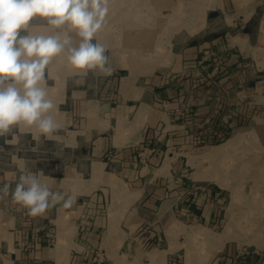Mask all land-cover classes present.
<instances>
[{
	"label": "crops",
	"instance_id": "0c3cea01",
	"mask_svg": "<svg viewBox=\"0 0 264 264\" xmlns=\"http://www.w3.org/2000/svg\"><path fill=\"white\" fill-rule=\"evenodd\" d=\"M187 2L193 7L183 10L194 13L187 16L183 30L164 40L166 54L159 52L155 63L158 50L153 43L158 39L147 28L153 22L143 15L122 22L121 4L108 0L109 13L96 40L107 48L112 74H76L64 55L47 66L45 86L57 105L55 118L61 127L51 137L35 128L0 137V188L14 187L21 174L42 173L40 178L53 191L67 192L77 201L71 209L58 204L44 216L32 217L0 193V264H93L98 250L106 264H177L178 252H184L183 264H264L256 249L241 248L249 245L245 240L237 248L229 245L233 233L243 235L246 229L235 232L232 226L230 238L224 240L214 236L222 215L215 204L205 207L199 221L191 219L184 201L169 194L162 180L154 181L153 190V179L140 174L141 150L159 146L153 163L161 171L171 150L159 144L166 141L170 147L188 135L182 119L169 118L168 113L190 88L188 119L193 125L209 122L212 118L203 117L217 107H236L247 114L264 108V0ZM202 11L204 18L198 16ZM237 20L241 32L229 33ZM110 26L117 30L105 32ZM122 26L133 28L121 31ZM31 30L48 34L50 26L35 18ZM73 39L78 43L74 34ZM205 49L213 51L208 66L201 55ZM205 68L210 74L205 86L192 84L188 72L197 77L196 71ZM182 73L187 78L176 79ZM242 130L235 129L210 151ZM41 145L60 146L61 152L32 159ZM251 229L247 231H259ZM153 235H162L164 245L147 248Z\"/></svg>",
	"mask_w": 264,
	"mask_h": 264
},
{
	"label": "rangeland",
	"instance_id": "374dc122",
	"mask_svg": "<svg viewBox=\"0 0 264 264\" xmlns=\"http://www.w3.org/2000/svg\"><path fill=\"white\" fill-rule=\"evenodd\" d=\"M109 1H116L121 4L118 16L122 22L132 19L133 15H143L153 22L147 28L151 29L153 37L158 39V42L153 43V46H157L158 50V53L154 54L153 57L154 63L160 58L159 52L162 51L164 55L166 54L167 42L164 40L183 30V23L187 22V16L190 17L194 13L189 11L190 9L187 12L183 10L186 7H193L191 3L187 2L188 0ZM258 14L261 16L262 11H258ZM198 16L204 18V11L198 13ZM229 16L231 19V17H235V13H230ZM238 22V20L235 22L232 32L229 33L241 32V25ZM132 28L122 26L120 30L125 31ZM104 30L107 33H112V31L117 30V27H105ZM222 34L225 35V32ZM212 52L205 49L201 54L206 66H208ZM223 58L220 60L222 61ZM196 72L197 77L196 75L193 77L192 71H190L188 75L182 73L176 76V79L187 78L188 76L192 84L205 86L210 75L208 68ZM126 76L127 74L122 75V77ZM192 92L193 87L185 94L177 109L168 113L169 118L182 119L183 123L180 125L184 127L185 131H188V135L184 140L171 144L170 147L166 146V141L164 144H159L165 151L168 148L171 150V153L165 156L167 158L166 165L161 171L153 163L155 149L159 146L152 144L141 150L137 160L140 174L148 179H153V182L162 180L163 187L169 194L176 195L180 201H184L186 212L193 215L191 219L199 221L200 214L205 207L211 202L215 204L222 215L214 230V236L224 240V237L230 238V234L227 233L228 230L230 231V227L235 226V232L246 229L243 235L233 233L234 238L229 245L237 248V244L240 245L241 240H245V244L249 245L240 247L243 250L248 249V251L256 249L259 257L264 261V108L258 112L254 109V112L249 111L248 114L245 110L243 111L244 114L241 113L240 108L217 107L213 109L211 114L203 117L212 118L209 122L193 125L192 121L188 119L192 118ZM254 118H258V120L251 125ZM239 128H245V130L240 131L241 134L239 135L236 134L234 139L229 140L228 143L215 147L219 149L220 153L213 158L210 157V147L224 143L226 139L231 137L234 130ZM219 134L223 135V139L218 138ZM236 136L240 137L236 138ZM60 152V146L41 145L37 147L36 156L32 159L45 160L49 156H55L56 153L60 154ZM226 153L230 154L231 163L226 160ZM245 163L249 164L245 166ZM155 182L152 183L153 190L157 188ZM176 210L182 211L181 208ZM226 216L227 219H225ZM248 227L253 228L252 231L258 228L259 231L257 233L248 232ZM48 235L53 237L54 231L50 229ZM200 242L205 246L208 245L205 241L201 240ZM163 245L164 237L162 235H153L145 243V246L151 249ZM176 260L177 264H183L184 252H178ZM93 264H106L99 250L96 251Z\"/></svg>",
	"mask_w": 264,
	"mask_h": 264
},
{
	"label": "clouds",
	"instance_id": "9594fccd",
	"mask_svg": "<svg viewBox=\"0 0 264 264\" xmlns=\"http://www.w3.org/2000/svg\"><path fill=\"white\" fill-rule=\"evenodd\" d=\"M108 13V0H0V137L24 128L51 137L60 129L57 105L45 86L53 58L66 56L76 74H112L107 48L96 40ZM35 18L50 26L48 34L31 30ZM41 174H21L0 193L32 217L58 204L71 209L77 197L53 191Z\"/></svg>",
	"mask_w": 264,
	"mask_h": 264
},
{
	"label": "bare ground",
	"instance_id": "6f19581e",
	"mask_svg": "<svg viewBox=\"0 0 264 264\" xmlns=\"http://www.w3.org/2000/svg\"><path fill=\"white\" fill-rule=\"evenodd\" d=\"M239 137H240V136H238V137L236 136V138H239ZM219 153H220V152H219V149L215 148V149L211 150V152H210L209 155H210V157L213 158L214 156H217ZM216 160H217V159H216ZM218 161H220V159H218ZM216 162H217V161H216ZM244 162H245V161H244ZM249 163H250V162H249ZM249 163H248V164H249ZM251 163H252V162H251ZM245 164H246V165H245ZM245 164H244L245 166L248 165L247 163H245ZM258 167H259V166H258ZM262 167H263V166H262ZM237 168H238V167H237ZM243 168H244V166H243ZM247 168H249V167H247ZM256 169H257V168H256ZM257 173H258V172H257ZM261 173H263V172H261ZM250 176H251V175H250ZM263 176H264V174H263ZM238 177H239V176H238ZM260 179H261V178H260ZM263 179H264V178H263ZM262 182H263V180H262ZM225 232H226V231H225ZM230 232H231V229H230V231H229V230L227 231L228 234H230ZM227 233H226V235H227ZM224 235H225V234H224Z\"/></svg>",
	"mask_w": 264,
	"mask_h": 264
},
{
	"label": "built area",
	"instance_id": "2783aa9c",
	"mask_svg": "<svg viewBox=\"0 0 264 264\" xmlns=\"http://www.w3.org/2000/svg\"><path fill=\"white\" fill-rule=\"evenodd\" d=\"M218 138L223 139V135H222V134H219V135H218Z\"/></svg>",
	"mask_w": 264,
	"mask_h": 264
}]
</instances>
